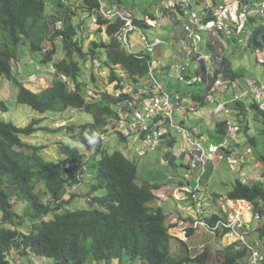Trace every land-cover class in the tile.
<instances>
[{
    "label": "trees",
    "instance_id": "trees-1",
    "mask_svg": "<svg viewBox=\"0 0 264 264\" xmlns=\"http://www.w3.org/2000/svg\"><path fill=\"white\" fill-rule=\"evenodd\" d=\"M100 7L101 0H82L80 6L71 0H0V77L12 82L17 101L41 114L78 109L92 117L84 124L58 127L66 130L71 143L59 141L60 156L54 160H46L41 154L43 145L25 140L43 130L55 131L43 125L44 118H35L25 126L0 120V264H18L23 257L29 258L25 264H37L35 258H49L55 264H112L125 254L131 261L145 264H208L210 251L195 255L184 239H179L183 252L171 254L173 225L168 223L163 207L151 206L159 185L139 183L138 164L121 151L110 153L105 146L113 132L110 124L121 119L120 109L114 107L117 103L112 96L100 89L87 96L88 83L81 80L83 62L89 55L97 58L104 51L103 66L116 88H122L127 81L144 82L141 79L148 74L151 55L140 52L143 57H139L124 47L118 39L122 21L105 18ZM78 9L97 17V32L108 35L94 40L89 53L78 40L82 30V25L74 22ZM133 20L138 28L150 27L144 19ZM58 41L63 44L62 57H58ZM21 44L42 52L43 65L52 64L51 86L32 89L18 77L20 72H14L13 60H17ZM235 105L240 115H248L242 101ZM256 105L258 119L264 124V109ZM0 111H9L4 101H0ZM225 126L226 122L219 123V131L226 134ZM114 133L126 139L122 131ZM93 136L95 144L87 139ZM250 140L257 145L255 137ZM259 159L264 164V152L259 153ZM92 167L95 175L88 181L85 175ZM84 187L91 206L77 208L76 198L79 201L83 195L74 190ZM227 197L252 203L255 211L264 215V187L260 182L250 185L237 180ZM18 202L25 205L20 212L16 210ZM220 218V214H213L207 219L215 223ZM187 232L192 236L196 228L190 226ZM248 237L264 248V222ZM237 247L238 243L225 247L221 264L249 261L248 251ZM14 251L20 259H15Z\"/></svg>",
    "mask_w": 264,
    "mask_h": 264
},
{
    "label": "rangeland",
    "instance_id": "rangeland-1",
    "mask_svg": "<svg viewBox=\"0 0 264 264\" xmlns=\"http://www.w3.org/2000/svg\"><path fill=\"white\" fill-rule=\"evenodd\" d=\"M190 1L192 2L193 10L195 11H202L206 4L200 3L199 0ZM255 1L259 2L260 0ZM255 1L251 0L250 2ZM71 2L75 3V0H71ZM101 2L106 7L112 8L113 10H119V7L124 5L126 6V8L129 9L131 13L135 15H138V12H140L139 17L142 16L143 12L155 14L156 10H162V14L168 16L169 11L167 14L166 10L171 9V2L169 3V0H101ZM74 21L77 25L80 24L83 28H87L90 25L89 14L87 12H84L82 9H78ZM243 21L244 23L242 24V28H244V30L254 31L258 27L257 24L259 23V20L254 21V19H252L247 14H243ZM82 22L84 23L82 24ZM244 30L240 31V38L246 37L244 34ZM142 33H144L146 37H148L149 41L152 42L156 31L155 28L152 26L139 27L138 30L133 31L130 35V44L133 51H137L139 49L141 50L143 47L146 48L145 41L142 39ZM159 34L163 37L165 35V31H160ZM78 40L83 43L85 52H91L90 45H92L91 43L93 42V40L91 39V32H88L83 35L79 34ZM242 40L244 41L246 40V38ZM240 43L241 42L237 43L236 46L239 48H243L242 44ZM48 45L49 44H47V46ZM57 46L58 56L62 57V55L64 54L62 42L58 41ZM227 53L231 59L230 61L232 62V64H234L235 69H238V73L247 77V79H258V81L264 82V66L259 65L257 57L254 54L251 53L250 56L243 54L240 50L236 49L235 47H232V45L228 47ZM18 55L19 56L17 60H13L14 72H20V75H18V77L21 80L26 81L28 83V87L32 89L37 88V90H40L45 86H51L50 82H52L53 80V77L51 76L52 72H50L51 70H49V72L46 74L44 73V68L52 69V64H48L45 66L41 63L43 57L42 52L33 51L29 44H21L18 50ZM105 57V52L101 50L99 56L95 59L98 60L100 58L103 61ZM92 60L93 58L90 59V57H88L86 62H83L84 71L81 80L88 83L86 89L96 90L97 92L100 89L111 95L109 89H115L116 83L112 82L109 77L110 75L108 74V76H106L107 73L103 71L104 69H106L107 71L108 68H105V66H103L101 60L100 61L102 64H96L94 60L93 62ZM186 63H188V71H191L193 69L191 58H189ZM153 65L155 67L157 66V64L155 63H153ZM210 68H215L213 62L210 63ZM168 69L169 67L164 70ZM118 70L120 72L119 74L122 75L123 70ZM164 70H162L161 68H157L155 73L163 89L168 92L170 96L177 97L178 95H181L180 91H176V89H183L194 93L201 92L202 95L205 97V100L207 101L209 95L208 88L206 85L200 84L199 82L190 85L187 82L179 80L177 71H175L174 77H168V75L164 73ZM93 75H95V79H93ZM101 76H105V78H101ZM147 80H150V76L148 74L141 79L142 82ZM11 83L12 82L8 80L7 77H0V101H4L9 107L8 112L0 111V120H5L9 122L11 121L17 124L18 126H25L35 118H44L43 125L54 128L55 131L43 130V132H38L26 138L25 140H28L32 143H37L38 145H43L44 149L43 151H41V154L46 160H54L60 156L58 151L59 141L64 140L68 143H71L69 142L70 137L68 136V133H65L66 130H57L58 127L65 126L66 124H84L92 119L91 114L78 109H68L65 112L48 111L45 114H41L40 112L32 109L30 106L21 104L17 101L15 91L16 89L11 87ZM127 83H129V85L133 87H138L141 84L136 81H132V84L128 81ZM151 83L152 82L150 80V84ZM226 93L233 94L231 91L226 92L225 90V95ZM232 102L235 103L236 101L232 100ZM212 108H215V105L213 103L206 102L202 107H199L196 112H191V119L189 125L198 126L199 130L202 133V139L205 145H209L210 143L220 144V142L224 140L225 144L227 142V144L232 146V149H235L237 152L241 154L247 153V164L249 165L242 166V163L238 161L233 167H231L227 160L220 163L218 166H215L214 163L209 164L208 173L205 178V183H208V187L204 188V192L202 195L205 200L206 207H208V214L210 215L211 213L218 211L224 216V210L226 209V211H230L232 214H239L247 220L252 219V221L256 224H259V222L262 223L264 222V215L261 217L259 222H257V220L253 218L255 208L252 203H249L245 200H231L227 197L228 193L234 188L237 180H242L243 182L248 183L250 185L260 182L264 187V164H262L259 159V153L264 152V124L261 123L258 119L260 113H258V116L256 114H249L247 116L240 115L242 117L235 116L234 119L240 122V133L238 137L235 136L236 141H234L235 139H233V134L235 132L230 138L227 137L226 134H223L218 130V122L227 120L229 121L231 118L230 113L226 114L222 112L214 114L212 112ZM217 111H219V108L215 110V113ZM247 124L250 126L249 132L246 131ZM122 125L127 127L129 123L127 120H123L120 123V126ZM234 126H236V123ZM236 130L237 129H235V131ZM173 134L176 136V143H173L172 145L167 144V146L164 144L163 148H148L144 146L143 142L135 140L133 135H130L125 140H122L118 133L110 134L108 138H106L105 146L107 147L110 153H113L115 151H121L125 155H127V157H129L138 164L139 176L137 181L139 183H143L145 181L157 183L163 180H167L170 182L171 180L178 181L181 179L186 183V185L187 182L194 184L195 178L189 172L190 170L188 160L187 158L183 159V157H181L182 154L179 150V143L181 140H183L184 134H182V132L179 130H175ZM250 137L256 138V146L252 143ZM138 148L140 150L145 149L146 154L141 155L140 153H136ZM222 148L223 147H221L220 149ZM164 149L166 151L174 152L180 157L178 162L176 163L177 166L175 168L172 164L168 165L164 163V156L162 154ZM84 152H86V154L88 155L90 154L87 150H85ZM253 153H256L257 155V158L255 160L251 159V155ZM92 162L94 163L96 161ZM242 167L244 168L242 169ZM251 169L254 170V172H251ZM94 175L95 167H92L91 170L87 171L85 178L90 181ZM86 184L88 185L89 183ZM159 187L156 188V193L159 191ZM74 191H76L79 195H83L82 197H79V201L77 200L78 198H76L75 206L77 208H89L91 204L87 200V188H78ZM102 193H104V191H102ZM69 195L70 194H68V196ZM211 195H216L217 197L221 196L219 197V202L213 205L209 204L208 198ZM24 206L25 205L22 202H18L16 210L20 212L23 210ZM75 206L73 207L76 208ZM164 207H166L167 209L170 208L171 210L180 209L174 199H172L169 203H165ZM187 209L188 208L186 206L184 210ZM190 211L193 212L194 209L191 208ZM171 232L175 236L171 239V254L173 256H177L178 254L183 252V249H180L181 241H179V239H184L190 246L192 253L195 255L200 254L205 250L210 251L208 264H221V261L224 258L223 255L225 247L231 245L234 241H236V239L232 235L220 237L216 233H211L207 231L205 228L198 229L192 236H188L187 227H185L184 229H182V227L181 229L180 227H172ZM13 256L15 257V259L21 258L19 254H17L15 251ZM34 260L37 264H55V261L49 258H35ZM27 262H29V258L23 257L22 260H19L18 264H25ZM96 264H106V262L101 261L96 262ZM112 264L145 263L131 261L125 254L124 257H122L121 261L117 259L113 261ZM242 264H249L248 259L243 260Z\"/></svg>",
    "mask_w": 264,
    "mask_h": 264
},
{
    "label": "crops",
    "instance_id": "crops-1",
    "mask_svg": "<svg viewBox=\"0 0 264 264\" xmlns=\"http://www.w3.org/2000/svg\"><path fill=\"white\" fill-rule=\"evenodd\" d=\"M174 0H169V3ZM211 2L212 4H219V3H226L228 5V11H227V20L230 26L232 27V34H225V33H218L214 32L213 30H207L202 31L199 34L201 35V42H199L198 45L193 44L192 40L186 31L185 24L190 21L189 14L182 13L181 11H174L173 9H168L169 15L162 14V10L155 12V14L143 12L142 16H140V12H138V15L133 14L129 11L126 6H120L119 9H122L126 11L129 15H131L133 18L138 19H144L146 20L150 26L155 28V35L153 38V41L150 42L148 37V41L150 43H154L153 46V52L151 59L154 60V63L157 64L155 67L161 68L162 70L169 67L168 70H164V73L168 75V77H174L175 71H177V65L180 63H186L189 58H191V61H194L195 54H204L206 56V61L208 62L207 65L210 66V63L213 62L215 65L216 70L221 71L222 80L223 83L220 87L216 89V91L211 92L210 88L207 83L201 82L200 84L206 85L208 88V99L205 100V97L202 95L201 92H189L183 89H176V91H180V94L183 98V115L187 117L185 120V124L188 126H191L196 132H200V136L202 137V133L199 130L198 126H192L189 125L190 119H191V112H196L199 107H202L206 102L213 103L215 105V108H212V112L214 114L218 113H226L231 115L230 120L228 121H221L226 122L227 126L224 128L226 129V136L232 137V134L234 135L233 139H235V136L238 137L240 133V122H238L235 118V116H240L239 110L236 107V102L233 103L232 100H235L237 96H239V99L236 101H242V103L248 108V115L250 114H256L257 113V105L260 106V108L264 109V82L258 81V79H251L243 76L242 74L238 73V69H235L234 64L230 61V57L228 56L227 49L232 45V47H235L236 49L240 50L243 54H246L248 56L254 54L257 57V60L259 62L260 66H264V21L263 17L260 14L259 11V4L255 2H250L251 0H199L200 3H208ZM75 4L77 6L82 5V0H75ZM206 5V4H205ZM105 6V5H104ZM106 7V6H105ZM108 8V7H107ZM128 10H126V9ZM170 8H172L170 6ZM112 9V8H110ZM83 10V9H82ZM118 10V9H117ZM203 10V9H202ZM84 11V10H83ZM191 11L193 10V6ZM85 12V11H84ZM89 14V13H88ZM243 14L249 15L254 21L259 20V23L257 24L258 27L254 31H248L244 30L242 28L243 21ZM77 15V14H76ZM90 17V25L86 28L82 27V30L80 31V35L86 34L88 32H91V39L97 40V39H106L107 33L106 31H102L101 34L99 32H96V22L94 21L95 16ZM76 16H74L75 20ZM253 21V20H252ZM75 22V21H74ZM84 22H82L83 24ZM76 24V23H75ZM165 24V27H164ZM87 26V25H86ZM164 29V30H162ZM244 30V34L246 37L240 38V31ZM160 31H165V35L162 37L159 33ZM97 33V34H96ZM249 34V35H248ZM142 35H145L142 33ZM226 38H225V37ZM246 38V40H242ZM241 42L243 48L237 47V43ZM146 45V42H145ZM147 48V45H146ZM146 48H142L141 50H137L134 52H143L146 54ZM144 50V51H143ZM59 57V56H58ZM90 59H92V56H89ZM237 57V56H236ZM94 62L100 61L93 58ZM92 60V62H93ZM102 61V60H101ZM94 63V65H95ZM188 64V63H186ZM93 67V65H92ZM240 67V66H238ZM213 68V69H215ZM45 69L44 73H48L49 69ZM209 69H211L209 67ZM259 69V68H257ZM51 72V71H50ZM96 72V71H95ZM106 76H108L109 72L108 70L105 71ZM163 73V74H164ZM43 74V73H42ZM49 75V74H48ZM123 75V74H122ZM51 76L53 77V74L51 73ZM101 78H105V76H101ZM245 79V80H244ZM150 80L144 81L141 84H148ZM129 82V81H128ZM51 83V82H50ZM116 83V82H114ZM140 84V86H141ZM46 87V86H45ZM44 87V88H45ZM110 93L113 91V89H109ZM225 90L231 91V93H226ZM16 91V90H15ZM200 95V96H197ZM204 97V100H200L199 97ZM198 97V98H197ZM204 103V104H202ZM114 107L118 110L119 107L114 104ZM219 108V111L215 113V110ZM120 116L122 120H127L126 114L124 112L120 111ZM244 118V117H243ZM219 123L218 122V130H219ZM236 123V126H234ZM235 129H237L235 131ZM250 131V130H249ZM222 133V132H221ZM225 134V133H223ZM167 139V140H166ZM173 138H164L161 141V145L159 148H163L164 144L167 146L172 145L170 141ZM183 140L180 141V143ZM236 141V139L234 140ZM239 141V140H238ZM240 142V141H239ZM179 143V145H180ZM37 144V143H36ZM220 144H224L225 147L220 149L218 153L213 155V158H211L210 163H214L215 166H218L220 163L227 160V162L230 164L231 167H233L236 162L242 163V166H247L248 163V154H241L237 152L235 149H232V146L229 144H225L224 140L220 142ZM228 146V147H227ZM136 153H140V149L138 148ZM164 156V163L165 164H172L175 168L177 165L176 163L179 160V156L176 155L174 152L171 151H164L162 152ZM182 154V153H181ZM181 157L185 159L186 157L182 154ZM257 158L256 153H253L251 155V159L255 160ZM209 163V164H210ZM255 165V164H254ZM229 166V165H228ZM244 167H242L243 169ZM252 170V169H251ZM190 172V171H189ZM251 172H254L252 170ZM260 172V171H257ZM155 184H158L159 191L157 192V199L151 203L152 207H163L168 218V223L173 225V228L176 227H182L184 229L185 227H188L190 222L193 220V217L195 216L196 212H191L190 209L192 207V203L188 198V194L186 193L185 189H188V186L190 182H187V185L184 181L180 180H171L169 181H161L157 182ZM205 187H208V183H205ZM212 197L215 198V195H211L209 199V204L213 205L219 202V200H212ZM172 199L176 201L177 206H179L180 209H167L164 207L165 203H169ZM187 206V210H184ZM224 210V209H223ZM225 214L229 211L224 210ZM218 212V211H217ZM213 212V213H217Z\"/></svg>",
    "mask_w": 264,
    "mask_h": 264
},
{
    "label": "built area",
    "instance_id": "built-area-1",
    "mask_svg": "<svg viewBox=\"0 0 264 264\" xmlns=\"http://www.w3.org/2000/svg\"><path fill=\"white\" fill-rule=\"evenodd\" d=\"M174 11H182L189 14L190 21L185 25L192 43L198 45L201 42L202 31L213 30L218 33L232 34V27L227 20L228 5L220 3L216 6L206 5L202 13L191 11L192 4L190 0H174L171 4ZM100 13L109 20H121L123 25L118 34V39L124 47L131 53H134L130 44V35L133 31L138 30L133 17L126 11L119 9L113 10L107 8L101 2ZM259 11L264 19V0L259 4ZM97 22V17L94 18ZM142 39L146 42L147 52L151 55L154 43H150L145 35ZM139 57H143L136 52ZM152 56V55H151ZM146 57V56H145ZM195 60L192 61L193 69L188 71L186 63L177 65L179 80L193 85L196 82H205L208 84L210 91L214 92L223 83L222 75L216 69H209L206 56L204 54H195ZM154 60L148 58L150 81L146 85L133 87L129 83L123 85L122 88H116L111 92L112 98L117 103L120 111L124 112L128 118L129 125L125 128L120 123L113 125L112 130H125L128 134L133 135L135 140L143 142L148 148H157L164 138H172L173 132L179 130L183 135V143L181 144V153L188 157L191 175L195 178V183L191 184L189 191L194 202V208L197 211L196 227H204L210 232H222L232 235L241 243V247L247 248L251 254L252 264H262L264 261V252L260 251L248 239V233L252 229L250 221L246 220L239 214H230L221 216L215 223L207 220V212L204 200L201 198L203 181L208 172V161L213 154L218 152L223 144L205 145L197 136V132L183 122L187 119L183 115V98L181 95L172 97L166 92L158 78L156 77V68L153 65ZM96 64H102L101 61ZM104 72L106 69L103 70ZM132 84V83H131ZM88 97L94 96L96 90L86 89ZM239 99V96L236 97ZM123 118V117H122ZM119 125V126H118ZM166 129V131H165ZM145 149L140 150V154L144 155ZM255 218L259 219L260 214L257 213Z\"/></svg>",
    "mask_w": 264,
    "mask_h": 264
},
{
    "label": "clouds",
    "instance_id": "clouds-1",
    "mask_svg": "<svg viewBox=\"0 0 264 264\" xmlns=\"http://www.w3.org/2000/svg\"><path fill=\"white\" fill-rule=\"evenodd\" d=\"M262 0H260L259 2H257L258 4H260V2H261ZM191 4H192V2H191ZM220 4V3H219ZM219 4H212L210 1L208 2V3H206V5H210V6H216V5H219ZM104 5V4H103ZM206 5L204 6V8H203V10L205 9V7H206ZM193 6V5H192ZM192 9V8H191ZM190 9V10H191ZM202 10V11H203ZM202 11H194V12H199V13H202ZM182 12V11H181ZM182 13H184V12H182ZM185 14V13H184ZM263 21H264V19H263ZM189 23V22H188ZM187 24V23H186ZM185 24V25H186ZM209 66V65H208ZM210 67V66H209ZM216 69V68H215ZM219 72H221V71H219L218 70V73ZM199 83H201V82H199ZM236 100H238V99H235V101ZM120 120H122V118L120 119ZM123 121V120H122ZM116 123H120V121L119 120H115L114 119V121L110 124V128L109 129H111V131H113L112 132V134L114 133V131H117V130H112L113 129V125L114 124H116ZM184 124H185V121L183 122ZM186 125V124H185ZM186 126H188V125H186ZM125 127V126H124ZM189 128H191V126H188ZM126 128V127H125ZM191 129H193V128H191ZM119 131H122L125 135H126V138H128V136H130L131 134H128L127 133V131H123V130H120V129H118ZM194 130V129H193ZM194 132H195V130H194ZM109 136V135H108ZM108 136H107V138H108ZM196 136L203 142V139H202V137L200 136V132H197V134H196ZM172 140L170 141V143H176V136L173 134V136H172ZM87 139L89 140V143H91V144H95L96 143V139H95V136H93V137H87ZM171 139V138H170ZM137 141H139V140H137ZM183 141H184V139H183ZM183 141L180 143V145H179V150H180V153H181V144L183 143ZM204 143V142H203ZM106 144V143H105ZM205 144V143H204ZM211 144V143H210ZM161 145V144H160ZM217 145H220V144H217ZM159 147V146H158ZM222 147H225V145L223 144V146ZM142 150V149H141ZM216 153H218V152H216ZM216 153H214L213 155H215ZM146 154V153H145ZM144 154V155H145ZM184 155V154H183ZM185 156V155H184ZM186 158H187V160H188V165H189V159H188V157L187 156H185ZM213 158V157H212ZM210 161H211V159H210ZM210 161H208V167H209V163H210ZM189 170H190V166H189ZM208 173V172H207ZM190 174H191V172H190ZM207 175V174H206ZM205 178H206V176H205ZM205 178H204V181H203V186H202V191H201V193H200V196H201V198L204 200V198H203V192H204V188H205ZM192 183H190L189 184V186H188V189H189V187H190V185H191ZM188 189H185L186 190V193L188 194V198H189V200L191 201V203H192V207H193V209H194V211L196 212V214H195V216L193 217V220L190 222V224H189V227L190 226H192V227H194V228H196V231L198 230V229H200V228H204V227H196L195 226V222H196V215H197V211L195 210V208H194V202H193V200H192V198H191V194H190V191L188 190ZM219 197H221V196H216L215 195V198L214 197H212V200L213 199H215V200H219ZM204 203H205V200H204ZM205 206H206V203H205ZM208 207H206V212H207V218H210L213 214H220V212H217V213H211L210 215L208 214ZM257 213H259V212H256L255 211V213H254V215H253V218L254 219H256L257 220V222H259V220L261 219V217L263 216V215H261L260 213V218L259 219H257V218H255V215L257 214ZM231 214V212L229 211L228 213H226L225 214V216H228V215H230ZM221 216H223L222 214H220ZM208 220V219H207ZM247 220V219H246ZM248 221H250L251 222V224H252V229L249 231V233H248V235L250 234V233H252V231H254V229L259 225V224H261V222H259V224H256V223H254L253 221H252V219H249ZM263 223V222H262ZM172 228V227H171ZM188 228V227H187ZM210 232V231H209ZM211 233H216L217 235H219L220 237L221 236H226V235H229V234H225V233H222V232H211ZM173 234V233H172ZM174 235V234H173ZM248 239H249V241H250V238L248 237ZM251 242V241H250ZM233 243H238V249H246L247 251H248V249L247 248H244V247H241V243L236 239V241H234ZM232 243V244H233ZM253 244V243H252ZM254 246H256L260 251H263L264 252V248H259L258 247V244L256 243V245L255 244H253ZM248 253H249V264H252V262H251V254H250V252L248 251ZM262 264H264V261L262 262Z\"/></svg>",
    "mask_w": 264,
    "mask_h": 264
}]
</instances>
